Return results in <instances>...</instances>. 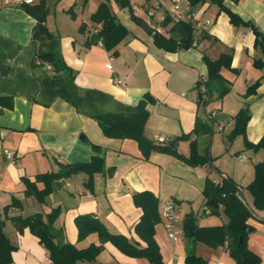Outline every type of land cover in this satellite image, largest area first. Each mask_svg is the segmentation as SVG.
<instances>
[{
	"label": "crops",
	"instance_id": "0c3cea01",
	"mask_svg": "<svg viewBox=\"0 0 264 264\" xmlns=\"http://www.w3.org/2000/svg\"><path fill=\"white\" fill-rule=\"evenodd\" d=\"M101 1L87 0L84 5L81 0L45 2V26L57 37V50L74 72L75 83L91 91L93 109L121 112L148 94L152 100L146 102L149 114L145 136L157 142L159 136L168 140L187 134V138L177 141V152L188 156L190 142L196 139L198 152L207 151L211 159L192 166L165 152L151 151L144 157L134 139L105 136L95 119L62 98L55 97L44 105L38 97L40 68L34 71L31 67L38 48V41L31 35L36 20L23 10L22 4H5L0 0V216L4 220V233L16 246L10 264H52L38 237L28 227L19 229L12 217L37 212L45 215L56 207L59 213L52 228L59 231L64 242L78 248L99 244L95 232L78 239L75 217L91 214L108 231L144 246L145 242L134 231L142 210L132 199L133 192L142 190L151 191L159 201L154 239L165 264H185L190 251L205 259L202 264H236L223 246L192 244L183 233L176 240L169 238L166 220L160 215L162 204L174 200L181 210V227L189 212L199 225L222 223L225 221L222 213L213 215L206 212L208 209L204 212L201 190L206 179L218 182L224 177L242 187L252 210L247 221L252 228L247 245L260 256V264H264V209L253 207L246 187L253 178L254 164L264 160V148L255 150L246 146L241 134L229 138L234 116L244 106L249 111L245 139L256 143L264 136V53L254 46L251 27L233 25L226 11L264 31V0H203L190 5L195 12V45L173 49L158 46L153 32L132 20L127 7L110 0L111 11L128 31L110 50L99 42L87 44L92 28L100 26L89 17ZM159 1L160 6L149 20L153 29L169 37L174 34L173 21L162 23L160 16L171 7L172 1ZM129 2L135 11L140 6H154L155 0ZM71 7L74 18L67 11ZM136 15L147 22L145 14ZM81 24L84 26L79 28ZM225 52L231 54L230 66H223L219 73L228 90L219 96V83L212 82L206 103L199 104L198 79L204 76L207 81L208 71L203 54L215 59ZM255 60L262 65H255ZM43 68L50 70V65ZM255 82L258 83L254 91L247 94L248 86ZM210 112L214 113L213 119L207 116ZM198 119L210 124L211 132L195 134L193 128ZM5 150L14 153V161L5 157ZM94 154L103 156L105 170L93 174L91 189L85 184L87 174L74 172L54 179L43 201L25 195L22 176L33 179L36 174L57 171L61 164L89 161ZM108 169L112 171L110 174ZM36 185L39 189L44 186L42 182ZM13 198L19 199L21 206H9L3 211ZM113 263L148 264V261L127 255L106 241L95 260L87 264Z\"/></svg>",
	"mask_w": 264,
	"mask_h": 264
},
{
	"label": "trees",
	"instance_id": "16d2710c",
	"mask_svg": "<svg viewBox=\"0 0 264 264\" xmlns=\"http://www.w3.org/2000/svg\"><path fill=\"white\" fill-rule=\"evenodd\" d=\"M110 0H102L97 8L90 14L92 22L99 23L98 30L93 32L87 44L100 42L107 50L113 49L116 44L127 34V28L117 19L116 15L109 7ZM120 7H127L129 15L137 24L144 26L153 32L155 43L164 48H188L195 45L193 26L189 21L173 22L174 34L165 37L157 30L150 27L146 21L137 16L129 0H113ZM203 0H188L189 5H195ZM219 1V0H218ZM46 0H38L37 3H23L22 8L35 18V24L31 35L38 41V48L32 61L31 67L34 71L40 68L38 78L41 88L38 92L39 100L48 105L55 97L71 103L79 112L95 119L107 137L132 138L134 139L143 156L147 157L151 151L165 152L175 155L185 163L195 166L209 161L211 158L206 151L201 154L196 147V139L190 142V152L188 156H183L177 152L176 144L179 139L187 138V134L173 137L165 141L153 142L144 134L145 123L148 118L146 102L152 97L146 94L135 105L126 106L121 112L96 111L92 107L89 89H81L74 81V72L70 69L57 50V37L52 35L45 26L47 14ZM87 0H81L84 5ZM74 18L73 7L67 10ZM229 20L233 25L250 26L254 33V46L264 53V31L257 29L250 21H245L236 13L226 9ZM171 19L165 16L162 23H168ZM81 24L79 28H82ZM230 53H222L215 59L208 58L203 54V59L207 65V81L205 87L207 94L211 92L212 82L219 83L218 95H223L228 86L220 75V69L230 66ZM255 65L261 66L259 60L254 61ZM45 64L50 65V70L44 69ZM258 82L248 86L246 93L254 91ZM198 103H206L202 98V92L198 90ZM2 101V98H0ZM249 119V111L246 106L239 109L234 116V127L229 138L241 134L245 140V145L252 149L264 148V136L256 143H250L245 139V125ZM211 125L198 119L193 128L195 134H205L211 132ZM96 147V145H93ZM103 156L94 154L89 161L61 164L57 171L36 174L33 179L22 176L21 180L25 185V195H33L39 201H43L45 196L51 191V183L54 179L65 177L74 172L87 174L86 187L92 188L93 174L104 171ZM112 171L108 169L110 174ZM37 182L43 183V188L39 189ZM239 185L228 177L222 178L218 182L210 178L205 180L201 190L203 204L208 213L213 215L223 214L225 221L215 225H199L192 212L185 215L182 222L183 235L192 243H203L209 247L223 246L227 248L236 264H260L261 258L253 252L247 245L248 231L250 227L248 219L252 216V210L247 205L244 196L236 193V186ZM252 196V205L256 209H264V160L254 164V175L246 186ZM133 202L142 210L139 220L134 225V231L138 237L145 242L140 246L137 241L130 240L122 234L112 233L105 225L91 214H82L75 217V224L78 231V239L84 238L87 234L95 232L99 239V244H89L86 247L78 248L74 244L64 242L60 238L59 231L52 228V223L59 213V208L52 209L43 215L40 212L27 216L12 217L19 229L28 227L30 231L38 237L40 243L47 249L52 264H87L95 260L102 251L103 243L110 241L123 253L144 257L148 264H165L161 259L159 247L154 239V225L159 219L158 198L149 190L135 191L132 194ZM210 199L213 202L210 203ZM9 206H21V201L13 198L11 202L4 206L3 211ZM4 220L0 216V264H10L12 262V251L16 248L8 236L4 233ZM205 259L190 251L186 254L185 264H202ZM121 264V263H113Z\"/></svg>",
	"mask_w": 264,
	"mask_h": 264
},
{
	"label": "built area",
	"instance_id": "2783aa9c",
	"mask_svg": "<svg viewBox=\"0 0 264 264\" xmlns=\"http://www.w3.org/2000/svg\"><path fill=\"white\" fill-rule=\"evenodd\" d=\"M5 4H23V3H32L33 0H3ZM172 4L169 9H166L165 12L160 16V19L162 20L165 16H168L171 21H189L191 22L192 26L193 21L195 20V12L190 8V5L188 3V0H171ZM160 6V1L155 0L154 6L148 7V6H140L137 7L134 11L136 14H145L148 18L147 24L150 27H153L150 23L149 18L154 15V9L158 8ZM208 22V21H206ZM98 30V27H93L92 31L96 32ZM100 43V42H99ZM108 67H111L110 64L107 65ZM114 80L116 83L121 84V81L114 77ZM206 78L204 76H200L198 79V87L199 90L203 93L202 97L204 100L208 99V94L205 87ZM209 119H213L214 113L210 112L207 114ZM223 126V123L220 121L218 123V128L221 129ZM166 137L159 136L158 141H165ZM5 157L9 161H14V153L10 150H5L4 152ZM236 193L240 196L243 195L242 187L240 185L236 186ZM206 212H209L207 210ZM181 210L179 208V205L174 200H167L162 204V207L160 209V215L166 220V228H167V234L169 238L176 240L178 236L182 235V227L179 226V222L181 220Z\"/></svg>",
	"mask_w": 264,
	"mask_h": 264
},
{
	"label": "water",
	"instance_id": "95a60500",
	"mask_svg": "<svg viewBox=\"0 0 264 264\" xmlns=\"http://www.w3.org/2000/svg\"><path fill=\"white\" fill-rule=\"evenodd\" d=\"M82 137H83V135H81ZM213 202V199H210V203H212ZM252 230V228L251 227H249L248 229H247V231L248 232H250Z\"/></svg>",
	"mask_w": 264,
	"mask_h": 264
},
{
	"label": "rangeland",
	"instance_id": "374dc122",
	"mask_svg": "<svg viewBox=\"0 0 264 264\" xmlns=\"http://www.w3.org/2000/svg\"><path fill=\"white\" fill-rule=\"evenodd\" d=\"M85 11H86V8H85ZM86 19L88 20V17H87V15H86ZM152 22L154 23L155 21L153 20Z\"/></svg>",
	"mask_w": 264,
	"mask_h": 264
}]
</instances>
